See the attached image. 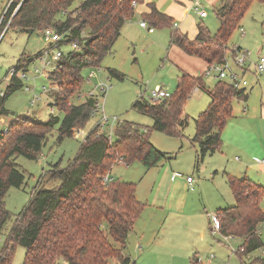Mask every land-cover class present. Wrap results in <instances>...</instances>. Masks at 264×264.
Segmentation results:
<instances>
[{"label":"trees","instance_id":"16d2710c","mask_svg":"<svg viewBox=\"0 0 264 264\" xmlns=\"http://www.w3.org/2000/svg\"><path fill=\"white\" fill-rule=\"evenodd\" d=\"M76 1L14 0L5 18V23L11 18L10 28L25 33L43 32L53 27L68 37L64 44L76 40L79 46L64 51L58 66L46 73L50 89L54 91L53 105L64 117L52 114L46 122L17 117L0 135V234L11 217L5 197L10 188L21 187L25 182L17 157L37 159L56 125H59L57 142L61 143L72 137L76 128L83 129L89 123L96 99L89 96L79 104L73 102V98L82 93L83 70L100 67L104 57L112 53L125 23L135 15L133 3L144 2L82 0L81 5L70 9ZM253 1L222 0L214 9L220 21L215 33L201 22L195 39L175 29L171 33V43L189 55L201 57L208 65L224 62L229 39ZM258 1L264 3V0ZM149 7L150 12L143 14L149 25L173 28L170 16L154 3ZM61 13L65 17L58 18ZM31 61L17 63L14 67L25 70ZM108 71L112 77L124 78L116 68H108ZM23 86L21 78L12 76L9 79L4 96L0 97V115L9 114L4 104ZM195 87L205 88L203 75L194 76L181 70L176 90L169 97L154 101L141 94L133 103V109L152 118L151 126L119 121L112 139L108 132H100L95 125L67 166L63 167L60 162L53 165L48 180L55 185L43 184L34 189L29 204L15 218L0 248V264H13L17 246L27 251L22 264H59L60 260L68 264H108L111 258L118 259L121 264H134L124 255L123 248L146 203L137 198L136 183L114 179L105 184L103 177L120 157L127 164L140 161L148 169L166 159L168 153L152 143L150 134L159 131L172 137H184L183 128L188 122L183 116L184 106ZM208 92L211 102L195 119L196 133L192 141L198 144L197 161L222 149V132L233 117L234 100L247 101L249 97L247 88H235L224 80H218ZM227 182L235 204L218 208L215 214L221 221V234L243 238L237 251L243 257L264 247L259 233V226L264 223L261 207L264 187L247 176L228 175ZM191 263L202 264L196 254Z\"/></svg>","mask_w":264,"mask_h":264},{"label":"rangeland","instance_id":"374dc122","mask_svg":"<svg viewBox=\"0 0 264 264\" xmlns=\"http://www.w3.org/2000/svg\"><path fill=\"white\" fill-rule=\"evenodd\" d=\"M13 1L0 0V15L10 3L12 6ZM81 3L82 0L76 1L70 9ZM17 10L15 8L12 15ZM139 10L140 6H137L135 15L123 28L112 53L104 57L100 67L83 70L82 93L80 97L73 98V102L79 104L90 95H96L104 111L97 112L92 117L83 128L84 134H88L104 116L108 117V122L100 132H108L112 139L115 138L114 118L151 126L152 118L133 109V103L141 94L146 99L150 98L151 91L159 86L171 94L174 93L181 70L196 76L203 75L205 88L199 87L197 91H193L184 106L183 116L189 121L183 129L184 137H172L159 131L151 132L152 143L159 150L168 153L166 159L150 169L140 161L131 164L118 162L109 172L115 180L137 184L138 197L146 203L141 215L146 216L148 221H157L158 214L165 211L163 208H154L153 205L160 201L164 203L167 197L173 196L175 186L172 184V173L179 172L185 178L187 175L194 178L193 188L186 197L183 216L177 218L178 220L170 218L167 221L157 246L138 249L134 235L131 234L128 254L132 255L134 264H192L191 258L195 254L202 264H264V247L241 257L237 251L243 238L226 237L220 232L213 233L209 225L210 216L218 208L235 204L234 195L227 182L228 175L247 176L264 187V163L256 160H264V73H256L252 68V62L264 55V3L258 0L252 2L240 26L232 33L228 43L229 51L226 53L229 63L235 67L234 49L240 47L241 51L247 52L246 67L250 68L246 74L249 82L248 100H234L233 117L228 120L222 132L221 151L208 154L200 161H197L195 149L198 144L192 141L196 133L195 119L211 102L208 90L218 81L214 76L215 71L207 75L205 71L208 65L201 57L189 55L178 45L171 43L170 33L173 28H154L155 34L142 29L138 24L142 19ZM57 17L65 16L61 13ZM175 18L179 19L176 16ZM201 21L212 33L216 32L219 21L212 10L207 19L198 20V23ZM48 46L42 32L25 33L13 28H9L0 41V93L7 88L11 78L10 70L17 63L32 60L27 67L28 78L23 79V88L13 93L4 104L10 112L0 115V135L17 117H29L44 122L52 114L60 116L61 119L64 117V113L56 107L52 112L54 91H43L44 86L51 87L46 74L36 72V68H42L43 64L35 55ZM72 49L71 44L65 43L62 46L63 51ZM108 68L118 69L124 74V78L110 76ZM27 86L30 88L27 89ZM36 94L40 95V100L34 102ZM58 128L59 125H56L37 159L22 155L16 159L25 174V182L21 187L10 188L5 197V205L11 212V217L0 234V248L15 218L29 204L34 189L43 184L55 185V182L48 180L53 165L60 162L63 167L67 166L79 151L85 135L76 137L74 134L58 143ZM261 207L264 211V199ZM179 224L182 225L181 231ZM259 233L264 241V223L260 224ZM114 244L120 247L119 243ZM26 252L24 247L17 246L13 264H22ZM59 264L68 263L60 260ZM108 264L121 263L118 259L111 258Z\"/></svg>","mask_w":264,"mask_h":264},{"label":"crops","instance_id":"0c3cea01","mask_svg":"<svg viewBox=\"0 0 264 264\" xmlns=\"http://www.w3.org/2000/svg\"><path fill=\"white\" fill-rule=\"evenodd\" d=\"M221 1L222 0H144V2L142 4L137 5V6H140V10L138 11V13H140L142 15V19L140 21H138V24L142 29H145L148 31L147 28H144L140 25V22L142 20H146L143 17V14L146 12H150L149 4L154 3L155 6L160 11L164 12L165 14H167L168 16H170L173 19L172 20L173 24L175 22L178 23L177 21H179L178 28L176 30H178L180 33L186 34L190 39H195V37L197 36V33H198V25H199L198 20H203L204 18L207 19L209 17V13L211 10L215 13L214 9L220 4ZM137 6H136V8H137ZM196 7H199V9L196 10ZM199 10L205 11L207 13V15L205 17H201L200 14L198 13ZM175 16L179 17V19L175 18ZM132 18L129 19L125 23L123 28L126 27L130 23L129 21L132 20ZM180 22H181V24H180ZM201 22H203V21H201ZM219 27H220V21L218 23L217 30L219 29ZM123 28H122V30H123ZM122 30H121V35H122ZM173 30H175L174 26H173ZM172 31H171V33H172ZM155 33H156L155 31L151 32V34H155ZM171 33H170V40H171ZM121 35H120V37H121ZM194 76H196V75H194ZM214 76L217 78L216 73L214 74ZM188 123H189V121L184 126V128L188 125ZM195 149L197 150L196 147H195ZM196 155H197V151H196ZM211 155H213V154H211ZM260 163H264V162H260ZM172 176H173L172 184L175 186L173 196L169 197V198L167 197V199L164 201V203L162 201H160L158 204L153 205L154 208H163L165 210L164 213L158 214L157 221H155V220L148 221V220H146V216L141 215L138 218V220L136 221L133 229L129 233L126 246H125V248H123V252H124L125 256L130 258L131 262H133V258L131 257L132 255L129 256V254H128L129 253V248H128L129 247V240L132 239L131 234L134 235L135 246H138V249H141L144 247L149 248L151 245L157 246L156 244L159 243V240L162 238L161 237V231L165 226H167V221L170 218H174V219L180 218L184 214V211L186 209V197H187L188 193H190L189 191L192 190V188H193L192 186L194 183L190 184L188 182L187 177L189 175H187L185 178L179 172H176L174 174L172 173ZM239 177H242V176L239 175ZM178 178H179V180H177ZM181 187H182V190H181ZM136 195H137V198L139 199L137 192H136ZM210 222H211V220L209 219V225H210ZM179 229H180V231L182 230L181 224H179ZM226 237H229V236H226ZM145 253L146 252H144V254ZM158 254H159V252H158ZM134 263H135V261H134Z\"/></svg>","mask_w":264,"mask_h":264},{"label":"built area","instance_id":"2783aa9c","mask_svg":"<svg viewBox=\"0 0 264 264\" xmlns=\"http://www.w3.org/2000/svg\"><path fill=\"white\" fill-rule=\"evenodd\" d=\"M136 5H137V3L134 2V6H136ZM10 7H11V3L5 9L3 14L0 15V41L2 40L4 35L6 34L7 30L10 28L11 18L9 19V21L7 23H5V18L9 12L8 10H10L9 9ZM16 8L18 9V6ZM198 9H199V7H196V10H198ZM198 13L200 14L201 17H205L207 15V13L205 11H202V10L201 11L199 10ZM140 25L144 28H147L149 32L154 31V27L150 26L146 20H142L140 22ZM173 26L175 29H177L178 23L175 22L173 24ZM42 34H43L45 40L49 43V46L47 47V49L43 50L41 52V54L39 55V58L41 59L43 67L42 68H36V72L39 74H46V72H48L49 70L55 69L58 66L59 59L64 55V51L62 50V46L64 45V42L68 39V37L59 33L53 27L46 28L42 32ZM71 46H72V48H78V46H79L78 41L75 40L71 44ZM234 51H235V53L233 54V56H235V58H234L235 67H233L229 63V59L227 56L225 61L222 63H216V64L208 65V68L205 71V73L207 75H211L213 70H214L215 73L217 74V78L219 80H224V81L228 82L229 84L233 85L235 88H238V89L246 88L249 85V82L246 79V74L250 70L249 67L248 68L246 67L247 59H248L247 58V52L241 51L240 47H236L234 49ZM47 68H49V69H47ZM252 68L256 73H261V74L264 73V55L259 56L257 61L252 62ZM27 71H28V69L17 70L14 67L10 70V76L11 77L17 76L23 80L24 78H28V72ZM29 88L30 87L27 86V89H29ZM49 89L50 88H47L46 86L43 87L44 92H48ZM198 89H199V87H195L194 91H197ZM4 94H5V91L1 92L0 97L4 96ZM170 94L171 93L168 90L159 86L155 90L151 91V94L149 97L154 101H159L163 98L169 97ZM90 97H94L96 99L95 109L93 111L94 115L100 111H102V113H104L103 108L101 109V103H100L98 97L96 95H90ZM33 99H34L33 100L34 102L37 100H40V95H38V94L34 95ZM54 109H55V107L53 106L52 112ZM119 121L120 120L118 118H114V122L116 124ZM107 122H108V117H106V116H104L103 118L100 119L99 123L97 124L99 126V131H100V129H103L105 127ZM74 134L76 137L85 135L82 128H76L74 130ZM86 136H87V134L84 136V139ZM256 160L258 162H264V160H261V161L259 159H256ZM118 162H124L125 163L123 157L118 158L117 163ZM113 180H114V178H113V176H111L109 174V172L103 177V181L105 184H109ZM187 180L190 184H193V182H194V178H192L191 176H188ZM210 219H211V230H212V232L213 233L220 232L221 221L218 218V216L215 213H213L210 216Z\"/></svg>","mask_w":264,"mask_h":264}]
</instances>
